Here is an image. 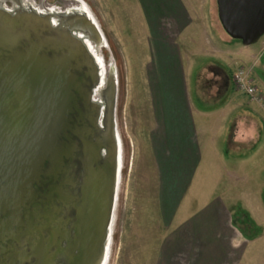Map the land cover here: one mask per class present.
<instances>
[{
	"label": "water",
	"instance_id": "water-1",
	"mask_svg": "<svg viewBox=\"0 0 264 264\" xmlns=\"http://www.w3.org/2000/svg\"><path fill=\"white\" fill-rule=\"evenodd\" d=\"M216 3L230 37L264 34V0ZM15 11L0 8V264H95L119 175L109 111L97 125L98 65L76 33Z\"/></svg>",
	"mask_w": 264,
	"mask_h": 264
},
{
	"label": "crops",
	"instance_id": "crops-1",
	"mask_svg": "<svg viewBox=\"0 0 264 264\" xmlns=\"http://www.w3.org/2000/svg\"><path fill=\"white\" fill-rule=\"evenodd\" d=\"M208 1L207 12L195 11L192 0L157 2L164 5L165 16L160 18L169 27H164L165 43L158 38L151 46L148 77L152 116L148 137L157 166L159 210L168 223L156 264H246L252 250V240L233 222L224 192L217 193L215 176L229 156L219 143L243 150L249 146L247 155L256 156L264 147V142L251 146L264 134V107L238 92L232 81L235 67L250 68V78L259 83L255 85L264 100V56L259 54L261 45H253L257 40L241 42L242 46L218 42L211 53L219 64L195 76L193 55L207 51L195 46L194 36L211 23L214 13L209 9L214 6L217 13L216 0ZM152 7L159 10L156 3ZM184 30L189 32L182 35ZM180 38L184 42L190 38L193 45H186L185 63ZM245 154H238L240 160L247 159Z\"/></svg>",
	"mask_w": 264,
	"mask_h": 264
},
{
	"label": "rangeland",
	"instance_id": "rangeland-1",
	"mask_svg": "<svg viewBox=\"0 0 264 264\" xmlns=\"http://www.w3.org/2000/svg\"><path fill=\"white\" fill-rule=\"evenodd\" d=\"M40 1L0 0V8L9 12L31 11L49 18L55 27H66L90 45L103 68L101 83L93 98L101 114L97 125L102 129L105 112L109 111V121L115 124L120 160L104 264H156L160 243L168 233V223L159 210L157 166L148 137L152 124L148 77L152 66L151 46L158 38L165 43L164 27H169V24L164 25L168 22L160 18L165 16V9L164 5L162 8L157 2L163 0H71L65 9L53 6L52 0H44V4ZM192 1L195 11H208V0ZM205 1H208V5L204 4ZM155 3L159 10L152 7ZM209 10L214 13L213 16L210 14L211 23L208 20V28L198 31L194 36L195 46L207 51L193 55L195 76L218 63L211 53L212 44L219 42L242 46L239 39L230 37L220 27L215 7ZM157 12L158 16L155 14ZM187 31L184 30L182 35H186ZM186 40H179L183 63L186 62V47L193 46L190 38ZM253 45H261L259 54L264 56V34ZM196 47L195 50L198 49ZM189 83L190 89L192 83ZM255 84L259 87V83ZM107 98H110V104L105 106ZM200 103L211 104L208 101H195L196 105ZM263 135H258L251 146L264 142ZM227 144L219 143L223 153L229 156L223 159L218 173L220 175L215 176L217 193L224 192L228 209L237 226L242 225L245 213L256 225L248 232L252 235V243L249 244H252V250L246 259L248 262L253 259L249 264H264V147L256 156L247 155L249 146L243 150L230 148ZM240 152L246 153V160H240Z\"/></svg>",
	"mask_w": 264,
	"mask_h": 264
},
{
	"label": "built area",
	"instance_id": "built-area-1",
	"mask_svg": "<svg viewBox=\"0 0 264 264\" xmlns=\"http://www.w3.org/2000/svg\"><path fill=\"white\" fill-rule=\"evenodd\" d=\"M232 81L238 92L245 94L250 101L261 103L264 107L263 97L250 78V68L245 66L235 67L232 72Z\"/></svg>",
	"mask_w": 264,
	"mask_h": 264
},
{
	"label": "bare ground",
	"instance_id": "bare-ground-1",
	"mask_svg": "<svg viewBox=\"0 0 264 264\" xmlns=\"http://www.w3.org/2000/svg\"><path fill=\"white\" fill-rule=\"evenodd\" d=\"M15 6V5H14ZM47 11V10H46ZM45 11V12H46ZM67 12H69V11H67ZM85 12V11H84ZM47 13V12H46ZM53 13V12H52ZM65 13V12H64ZM41 14V13H40ZM43 14V13H42ZM47 15V14H46ZM67 15V14H66ZM87 17V16H86ZM89 17V16H88ZM78 18H81V17H78ZM49 19V18H48ZM88 19V18H87ZM64 20V19H63ZM90 20V19H89ZM60 22V21H59ZM66 28V27H65ZM101 32V31H100ZM104 36V35H103ZM99 39V38H98ZM90 40V39H89ZM100 40V39H99ZM81 41L83 42V44L87 47V49L89 50V53H90V55L92 56V58H93V62L96 64V65H98V73H97V77L100 79V77H101V74H102V69H100V59L99 58H97L94 54H93V52L91 51V49H90V47H89V44H87V42L86 41H84L83 39H81ZM91 41V40H90ZM97 42V41H96ZM107 43V42H106ZM97 44V43H96ZM103 46V45H102ZM108 46V45H107ZM108 73H110V72H108ZM111 75V74H110ZM107 76V75H106ZM113 78V77H112ZM108 79V78H107ZM113 83V82H112ZM101 107V106H100ZM119 132V131H118ZM116 136V135H115ZM122 144V143H121ZM117 146H118V148H119V143H118V140H117ZM118 151V150H117ZM123 151V150H122ZM123 155V154H122ZM117 160H118V168H119V162H120V160H119V158H117ZM116 160V161H117ZM112 164V162H110V165ZM121 171V170H120ZM121 175V174H120ZM120 186V185H119ZM116 189V188H115ZM117 210V209H116ZM117 215V214H116ZM116 218V217H115ZM118 222V221H117ZM108 239V238H107ZM77 242H78V240H77ZM79 245H81V238H79ZM106 244H107V242H106ZM108 247V246H107ZM106 250H107V248H106ZM106 251L104 252L103 251V254H102V252H101V254L99 255V257H98V259H97V261H96V263L95 264H104V262L106 261L105 260V258H106ZM77 261V258H75V260H74V263ZM73 263V264H74Z\"/></svg>",
	"mask_w": 264,
	"mask_h": 264
},
{
	"label": "trees",
	"instance_id": "trees-1",
	"mask_svg": "<svg viewBox=\"0 0 264 264\" xmlns=\"http://www.w3.org/2000/svg\"><path fill=\"white\" fill-rule=\"evenodd\" d=\"M54 2L56 4H58L59 6H61V8H63V6H65V1L63 0H54ZM242 225L241 226H237L242 232H244L243 234L250 238L252 235L249 234V230L252 231L254 228H256V225H254L253 221L249 220L247 214L245 213L244 218L241 221Z\"/></svg>",
	"mask_w": 264,
	"mask_h": 264
},
{
	"label": "flooded vegetation",
	"instance_id": "flooded-vegetation-1",
	"mask_svg": "<svg viewBox=\"0 0 264 264\" xmlns=\"http://www.w3.org/2000/svg\"><path fill=\"white\" fill-rule=\"evenodd\" d=\"M40 1V0H39ZM63 1H65V6H63V8L65 9L66 8V4H67V2H69L70 3V1L71 0H63ZM40 3L41 4H44L45 3V1L43 0V1H40ZM48 3V2H47ZM46 3V4H47ZM50 4V3H49ZM53 6H57V7H59L60 9H63V8H61V6H59L58 4H56L55 2H54V0H52V3H51ZM48 5V4H47Z\"/></svg>",
	"mask_w": 264,
	"mask_h": 264
}]
</instances>
